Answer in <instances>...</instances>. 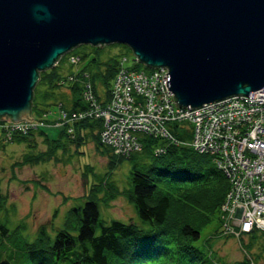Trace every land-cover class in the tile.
Instances as JSON below:
<instances>
[{"label":"trees","instance_id":"16d2710c","mask_svg":"<svg viewBox=\"0 0 264 264\" xmlns=\"http://www.w3.org/2000/svg\"><path fill=\"white\" fill-rule=\"evenodd\" d=\"M114 47L117 52L109 53ZM122 50L130 52L118 43L78 45L61 55L52 68L38 72L30 115L41 119V125L3 140L24 144L26 152L16 165H34L56 161L59 150L68 151L69 146L77 148L93 139L96 151L106 156L109 171L122 159L130 162L129 187L117 190L109 177L94 179L86 199L66 210L60 226L51 227L49 232L39 225L31 240L24 236L23 224L8 227L0 222V259L6 258L11 264H254L246 258L224 263L211 251L204 252L193 245L205 225L218 222V207L228 181L210 156L186 144L189 130L171 125L173 142L137 136L140 150L126 157L114 154L111 146L101 142V118L68 120L90 108L83 99L84 83L89 84L96 103L104 106L109 102L114 75L119 67L126 68L121 65ZM71 55L80 59L74 70L68 61ZM129 68L151 69L137 61ZM62 89L66 91L64 95ZM46 129L59 130L50 135ZM35 138H40L44 150L34 151ZM156 147L161 148L160 153H154ZM84 167L89 171L88 165ZM33 184L45 190L38 180ZM118 195L133 206L138 222H105L99 217L98 205L107 206ZM5 204L6 197L0 192V211ZM248 236L252 240L257 237L255 231ZM252 243L245 246L250 248Z\"/></svg>","mask_w":264,"mask_h":264},{"label":"water","instance_id":"95a60500","mask_svg":"<svg viewBox=\"0 0 264 264\" xmlns=\"http://www.w3.org/2000/svg\"><path fill=\"white\" fill-rule=\"evenodd\" d=\"M112 43L165 67L175 106L253 97L264 85V0H0V120H32L38 72L61 55Z\"/></svg>","mask_w":264,"mask_h":264},{"label":"built area","instance_id":"2783aa9c","mask_svg":"<svg viewBox=\"0 0 264 264\" xmlns=\"http://www.w3.org/2000/svg\"><path fill=\"white\" fill-rule=\"evenodd\" d=\"M77 60V56L68 57L69 63ZM165 73V67L150 71L119 67L111 99L104 106L92 99L89 84L84 83L83 99L90 108L68 120L101 118L100 140L119 156L140 148L137 136L173 142L171 125L189 130L188 145L210 156L228 181L218 207L221 233L238 237L255 230L264 239V85L253 97L237 94L198 107H180L172 102ZM40 120H0V129L7 140L14 132L23 134L41 125ZM160 151V147L154 149V153Z\"/></svg>","mask_w":264,"mask_h":264},{"label":"rangeland","instance_id":"374dc122","mask_svg":"<svg viewBox=\"0 0 264 264\" xmlns=\"http://www.w3.org/2000/svg\"><path fill=\"white\" fill-rule=\"evenodd\" d=\"M122 51L124 58H121V65L132 67L136 63L135 60H131L134 59L133 54L131 51ZM115 52L117 48L109 49V53ZM79 62L80 59L70 63L73 64L71 70L79 66ZM66 68L68 69V65H64V69ZM60 92L64 95L66 91L62 89ZM32 114L35 115L34 112ZM58 130L46 129V132L54 135ZM3 138L4 133L0 130V192L6 197L5 208L0 211V222L8 227L23 224L27 240H31L39 225H44L49 232L51 227L60 226L66 210L86 199L87 189L94 179L100 181L109 177L117 190H126L129 187L130 162L122 159L109 171L106 165L107 158L96 151L93 139L77 148L69 146L68 151L59 150L56 161L16 165L15 163L19 162L22 154L26 152V148L22 143L6 142ZM35 140L34 151L44 150L40 138ZM84 165L90 167L89 171ZM36 180L45 186V190L33 184ZM98 206L99 217L105 222L110 219L138 222L133 206L121 195L110 200L107 206L103 204ZM218 227L215 220L205 225L193 245L204 252L211 251L224 263L246 258L254 264H264V239L259 236L263 237L261 232L255 231L257 237L253 240L250 236H242L240 239L227 238L216 234ZM251 241H253L251 247H246L245 244Z\"/></svg>","mask_w":264,"mask_h":264}]
</instances>
